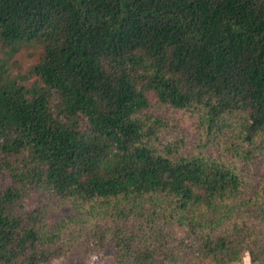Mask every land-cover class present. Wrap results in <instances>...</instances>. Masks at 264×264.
Listing matches in <instances>:
<instances>
[{"label":"trees","instance_id":"1","mask_svg":"<svg viewBox=\"0 0 264 264\" xmlns=\"http://www.w3.org/2000/svg\"><path fill=\"white\" fill-rule=\"evenodd\" d=\"M258 172L264 0H0V264H264Z\"/></svg>","mask_w":264,"mask_h":264},{"label":"rangeland","instance_id":"2","mask_svg":"<svg viewBox=\"0 0 264 264\" xmlns=\"http://www.w3.org/2000/svg\"><path fill=\"white\" fill-rule=\"evenodd\" d=\"M41 51L42 48L40 46L25 47L21 49L20 52L15 54L8 61V63H10L9 68L12 74L28 75L30 67L38 61ZM34 78L35 76L32 77V79ZM167 118L172 124L177 126L175 127L176 129H184L189 134L191 139L194 137V124L188 114L169 112ZM262 168L263 166L260 169ZM263 173L264 172H258V175L261 176ZM232 256L231 264H254L250 260L248 254H244L241 257L234 254ZM114 261L115 249L112 247H109L101 255L94 252H85L81 247H78L74 249L66 259L58 260L54 264H114Z\"/></svg>","mask_w":264,"mask_h":264}]
</instances>
